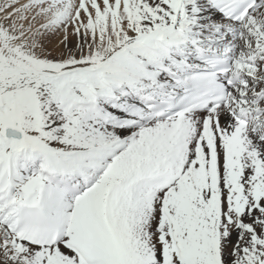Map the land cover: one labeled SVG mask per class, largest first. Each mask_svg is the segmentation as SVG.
Listing matches in <instances>:
<instances>
[{
	"label": "snow or ice",
	"instance_id": "6c2138e0",
	"mask_svg": "<svg viewBox=\"0 0 264 264\" xmlns=\"http://www.w3.org/2000/svg\"><path fill=\"white\" fill-rule=\"evenodd\" d=\"M17 3L0 264H264V0Z\"/></svg>",
	"mask_w": 264,
	"mask_h": 264
},
{
	"label": "rangeland",
	"instance_id": "374dc122",
	"mask_svg": "<svg viewBox=\"0 0 264 264\" xmlns=\"http://www.w3.org/2000/svg\"><path fill=\"white\" fill-rule=\"evenodd\" d=\"M4 2V0H0V4H2ZM22 2V1H21ZM23 2H25V3H17L16 5H15V7L16 8H22V6L23 5H25L26 3H28V0H23ZM13 11V9L12 8H8L7 10H6V12H12ZM3 13H0V20H3V16L4 15H2ZM21 14H23V15H25L26 17H30L31 15H32V12L31 11H28V10H24L22 13H17V16L15 17V24H16V26H17V28L19 29V25L21 24V21H20V19H19V16L21 15Z\"/></svg>",
	"mask_w": 264,
	"mask_h": 264
},
{
	"label": "bare ground",
	"instance_id": "6f19581e",
	"mask_svg": "<svg viewBox=\"0 0 264 264\" xmlns=\"http://www.w3.org/2000/svg\"><path fill=\"white\" fill-rule=\"evenodd\" d=\"M22 1V2H21ZM25 1V0H24ZM19 3H25L23 2V0H18ZM6 13H3L2 15H5ZM75 41V38L72 37L71 35H69V42L70 44L73 43Z\"/></svg>",
	"mask_w": 264,
	"mask_h": 264
}]
</instances>
